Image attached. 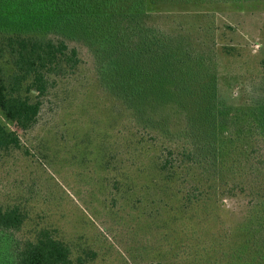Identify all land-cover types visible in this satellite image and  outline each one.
Instances as JSON below:
<instances>
[{
    "label": "trees",
    "instance_id": "16d2710c",
    "mask_svg": "<svg viewBox=\"0 0 264 264\" xmlns=\"http://www.w3.org/2000/svg\"><path fill=\"white\" fill-rule=\"evenodd\" d=\"M203 3L264 0H0V112L22 132L39 123L57 80L80 69L69 42L92 58L96 97L111 101L117 130L72 146L101 154V203L114 226L104 232L121 236L130 264H264V75L232 103L220 91L212 14L149 10ZM79 97L90 99L70 100ZM21 148L0 120V154ZM239 195L245 212L231 227L218 212ZM26 220L19 205L0 206V264L86 262L47 228L21 237Z\"/></svg>",
    "mask_w": 264,
    "mask_h": 264
},
{
    "label": "rangeland",
    "instance_id": "374dc122",
    "mask_svg": "<svg viewBox=\"0 0 264 264\" xmlns=\"http://www.w3.org/2000/svg\"><path fill=\"white\" fill-rule=\"evenodd\" d=\"M149 10L163 14H212L218 36L220 91L232 103L240 104L255 80L264 75L260 67L264 58V3L160 5ZM69 43L79 50L82 64L68 79H56L55 87L41 99V117L35 128L24 133L0 112L1 122L17 134L22 144L21 149L0 154V206L19 205L23 209L27 217L19 233L23 238H31L37 230L47 228L69 242L74 259L80 256L86 259L84 264H130L121 236L112 231L113 239H108L104 232L114 226L101 203L105 173L95 169L101 154L95 146L90 147L93 153H88V146H72L86 135L98 144L104 133L117 130L118 122L107 109L111 108V101L96 97L100 94L94 89L88 50L76 42ZM71 93H88L90 99L82 97V101L79 97L71 102ZM84 157H88L85 165L81 162ZM75 158L77 162L73 163ZM222 204L227 212H218L220 219L234 227L245 212L246 199L239 195ZM139 213L141 210H135V214ZM117 218L127 221L121 214ZM118 219L114 218L121 225ZM147 231L140 221L137 232L149 235ZM92 251L97 257L87 258L86 253ZM137 264L146 263L137 260Z\"/></svg>",
    "mask_w": 264,
    "mask_h": 264
}]
</instances>
